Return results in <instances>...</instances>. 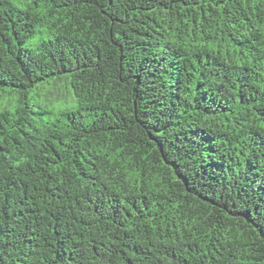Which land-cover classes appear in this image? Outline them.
Instances as JSON below:
<instances>
[{"label": "trees", "instance_id": "1", "mask_svg": "<svg viewBox=\"0 0 264 264\" xmlns=\"http://www.w3.org/2000/svg\"><path fill=\"white\" fill-rule=\"evenodd\" d=\"M0 264H264V0H0Z\"/></svg>", "mask_w": 264, "mask_h": 264}]
</instances>
